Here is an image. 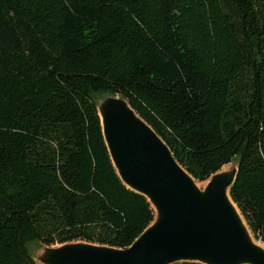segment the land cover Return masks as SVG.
Masks as SVG:
<instances>
[{
    "label": "trees",
    "instance_id": "16d2710c",
    "mask_svg": "<svg viewBox=\"0 0 264 264\" xmlns=\"http://www.w3.org/2000/svg\"><path fill=\"white\" fill-rule=\"evenodd\" d=\"M106 94L196 181L239 156L230 195L264 243V0H0V264H39L34 241L126 248L154 221L113 164Z\"/></svg>",
    "mask_w": 264,
    "mask_h": 264
},
{
    "label": "water",
    "instance_id": "95a60500",
    "mask_svg": "<svg viewBox=\"0 0 264 264\" xmlns=\"http://www.w3.org/2000/svg\"><path fill=\"white\" fill-rule=\"evenodd\" d=\"M97 107L119 176L149 199L155 219L129 247L86 241L47 245L39 254L42 264H264V247L230 195L238 165L214 173L202 189L127 99L109 94Z\"/></svg>",
    "mask_w": 264,
    "mask_h": 264
},
{
    "label": "rangeland",
    "instance_id": "374dc122",
    "mask_svg": "<svg viewBox=\"0 0 264 264\" xmlns=\"http://www.w3.org/2000/svg\"><path fill=\"white\" fill-rule=\"evenodd\" d=\"M107 95L109 94H106V95H102V96H97V100L100 101L101 99H103L104 97H106ZM238 162H239V156L236 157L231 163L225 165L221 171H235V169L237 168V165H238ZM208 183V180H205V181H197V184L198 186H200V188H204ZM244 217V216H243ZM245 219V218H244ZM252 232V231H251ZM258 240V239H256ZM56 245H59V244H55L53 246H56ZM47 245H44V244H41L40 242L38 241H34V242H31L29 244V249L33 255V257L36 259V261L39 263V264H42L40 262V259H39V254L45 249Z\"/></svg>",
    "mask_w": 264,
    "mask_h": 264
},
{
    "label": "bare ground",
    "instance_id": "6f19581e",
    "mask_svg": "<svg viewBox=\"0 0 264 264\" xmlns=\"http://www.w3.org/2000/svg\"><path fill=\"white\" fill-rule=\"evenodd\" d=\"M197 185H198V184H197ZM230 198H231V197H230ZM152 206H153V205H152ZM234 206H235L236 210L238 211V213L240 214L241 218L243 219L244 224L246 225V227L248 228V230H249V232H250V234H251L252 232H251V230H250V228H249L247 222L245 221L243 215L241 214L240 210L238 209V207H237L235 204H234ZM255 241H256L259 245H261L262 247H264V243H263L262 241H260V240H256V239H255Z\"/></svg>",
    "mask_w": 264,
    "mask_h": 264
}]
</instances>
